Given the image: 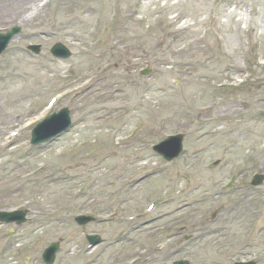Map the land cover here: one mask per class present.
Wrapping results in <instances>:
<instances>
[{"label":"rangeland","instance_id":"374dc122","mask_svg":"<svg viewBox=\"0 0 264 264\" xmlns=\"http://www.w3.org/2000/svg\"><path fill=\"white\" fill-rule=\"evenodd\" d=\"M21 1L0 0L22 28L0 56V210L28 220L0 223V264L55 241L54 264H264V0ZM64 107L71 129L33 146ZM178 132L166 161L152 146Z\"/></svg>","mask_w":264,"mask_h":264},{"label":"water","instance_id":"95a60500","mask_svg":"<svg viewBox=\"0 0 264 264\" xmlns=\"http://www.w3.org/2000/svg\"><path fill=\"white\" fill-rule=\"evenodd\" d=\"M21 32V27L15 26L7 33L0 32V54L7 48L9 42ZM31 48L39 53L41 46L35 45ZM52 53L59 57L67 58L71 55L70 50L61 43H57L52 48ZM143 73H150V70H144ZM71 116L68 108L62 109L58 113H54L48 119L38 124L32 133V144H40L50 140L51 138L60 135L64 131H68L71 127ZM159 153H161L166 159L172 160L178 157L183 150V135L170 136L165 141L161 142L154 147ZM264 180V175L259 174L255 177L253 183L260 184ZM26 211H13V212H0V220L5 222L17 221L23 223L26 221ZM76 220L80 224H86L93 220L91 216H79ZM90 240L95 245L100 240L92 236ZM60 246L58 242L50 244L43 254V259L48 264H53L56 259V254L59 251ZM174 264H190L188 260H177ZM235 264H256L255 262H236Z\"/></svg>","mask_w":264,"mask_h":264},{"label":"bare ground","instance_id":"6f19581e","mask_svg":"<svg viewBox=\"0 0 264 264\" xmlns=\"http://www.w3.org/2000/svg\"><path fill=\"white\" fill-rule=\"evenodd\" d=\"M37 1L38 0H22L21 3L18 5V7L23 4L20 8V11H26V9H28V7L32 6ZM37 9H38L37 12H39L40 6L39 7L37 6Z\"/></svg>","mask_w":264,"mask_h":264}]
</instances>
